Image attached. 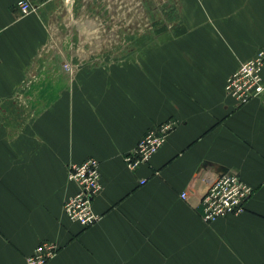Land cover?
Masks as SVG:
<instances>
[{"label": "crops", "instance_id": "obj_1", "mask_svg": "<svg viewBox=\"0 0 264 264\" xmlns=\"http://www.w3.org/2000/svg\"><path fill=\"white\" fill-rule=\"evenodd\" d=\"M19 1L0 0V264H27L43 241L59 246L47 264H264V93L238 106L225 92L264 48V0H174V39L134 43L143 55L124 63L71 56L96 16L117 24L113 6L30 0L22 15ZM169 120L130 169L124 157ZM90 157L101 219L84 228L62 207L77 190L69 165ZM222 173L253 194L243 214L207 223L201 199Z\"/></svg>", "mask_w": 264, "mask_h": 264}, {"label": "built area", "instance_id": "obj_2", "mask_svg": "<svg viewBox=\"0 0 264 264\" xmlns=\"http://www.w3.org/2000/svg\"><path fill=\"white\" fill-rule=\"evenodd\" d=\"M64 1L70 3L72 0ZM89 4H94L96 8L103 7V10L106 5L113 6L114 18L118 20L124 6L128 9V14L134 15L139 12L140 7L143 8L144 0H87L83 8L89 11ZM17 7L22 15H28L35 11L30 0H20ZM140 14L144 15V13ZM98 19L96 16L93 21L96 29H89V31L98 32L104 29L107 32H118V23L106 29ZM132 30L135 31L136 27L134 26ZM64 67L67 71H72L70 64L65 61ZM263 70L264 48L260 49L252 59L241 63L239 68L227 79L225 92L235 101L236 105H244L263 95ZM176 126L177 122L169 120L149 129L135 149L124 157L126 165L130 169H135L140 164L148 163ZM68 179L76 186L77 190L64 201L62 207L64 216L72 223H77L84 228L94 226L101 219V215L94 209V203L103 189L101 162L90 157L79 164L69 165ZM252 194L253 189L238 175L233 173L218 175L210 182L208 190L201 199L203 220L212 223L220 218L243 214L246 211V203ZM180 196L186 199L187 193L182 192ZM58 251L59 246L56 243L43 241L31 255L27 256L26 263L47 264L57 255Z\"/></svg>", "mask_w": 264, "mask_h": 264}, {"label": "rangeland", "instance_id": "obj_3", "mask_svg": "<svg viewBox=\"0 0 264 264\" xmlns=\"http://www.w3.org/2000/svg\"><path fill=\"white\" fill-rule=\"evenodd\" d=\"M177 8L174 0H144L143 8L140 7L139 12L133 15L128 14V9L124 6L119 19L116 20L119 24L118 32H107L104 29L98 32L89 31L88 48L73 50L71 56L90 60L120 59L121 63H124L126 58L142 56L144 51L141 48L136 49L132 44L174 39L178 26V19L175 17ZM134 26L135 31L132 30ZM94 28L95 26L92 29Z\"/></svg>", "mask_w": 264, "mask_h": 264}, {"label": "flooded vegetation", "instance_id": "obj_4", "mask_svg": "<svg viewBox=\"0 0 264 264\" xmlns=\"http://www.w3.org/2000/svg\"><path fill=\"white\" fill-rule=\"evenodd\" d=\"M92 27V26H91Z\"/></svg>", "mask_w": 264, "mask_h": 264}]
</instances>
